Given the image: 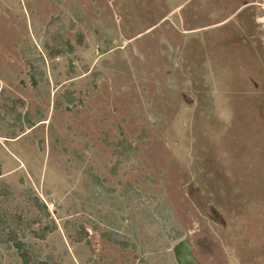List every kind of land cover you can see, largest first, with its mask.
Returning <instances> with one entry per match:
<instances>
[{"label": "rangeland", "instance_id": "obj_1", "mask_svg": "<svg viewBox=\"0 0 264 264\" xmlns=\"http://www.w3.org/2000/svg\"><path fill=\"white\" fill-rule=\"evenodd\" d=\"M0 168L1 264H264V0H0Z\"/></svg>", "mask_w": 264, "mask_h": 264}, {"label": "trees", "instance_id": "obj_2", "mask_svg": "<svg viewBox=\"0 0 264 264\" xmlns=\"http://www.w3.org/2000/svg\"><path fill=\"white\" fill-rule=\"evenodd\" d=\"M67 51H70V52L72 51V47H71L70 43L58 41V42H56V45L54 46V48H51L50 57L61 56L63 53H65ZM40 62L44 63L45 61L43 58H41ZM41 77H42V71L40 70V68H37V69L32 68L31 69V75H30L31 85L34 88V90L38 96H40L39 92L41 91V87H40ZM70 102H72V100H70ZM2 175L3 174H2V171L0 168V177ZM0 185L2 186V189L0 191V206H1L3 203V200L5 199V196H6V193H5L6 188L3 184V182H1V181H0ZM37 206L40 207L39 202H37ZM43 208L45 209V211L48 214L47 208L46 207H43ZM32 223H33L32 225H34V226L40 225L42 223V218L36 216ZM5 225H6V221L3 219V217L1 216V213H0V232L2 231L1 227L5 228ZM16 230L17 229H10L9 235L7 237H8L9 243H11L12 246L14 248H16L17 252L19 253L20 258L22 260V263L23 264H49V262L39 261V260L34 259L32 253L28 250L27 244L19 238L18 232ZM48 230L52 231V229H48ZM35 234L38 236V238H40L42 240H44L46 237L45 233L42 235H39L38 233H35ZM23 236H25V235L23 234ZM0 264H1V255H0Z\"/></svg>", "mask_w": 264, "mask_h": 264}]
</instances>
